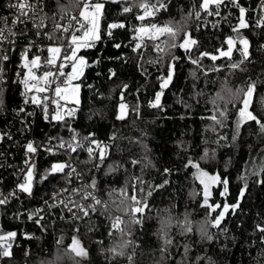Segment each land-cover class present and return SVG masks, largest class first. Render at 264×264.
Segmentation results:
<instances>
[{
    "label": "trees",
    "instance_id": "obj_1",
    "mask_svg": "<svg viewBox=\"0 0 264 264\" xmlns=\"http://www.w3.org/2000/svg\"><path fill=\"white\" fill-rule=\"evenodd\" d=\"M259 2L262 0H239L240 5L246 8ZM3 3L4 0H0V11ZM75 4L76 0H44V13L48 17L55 16L58 22L78 9ZM193 5L198 11L200 0H167V10H161L154 18L141 22L136 19L141 14L139 8L133 7L131 12L123 13L124 4L111 3L110 0L105 3L101 39L95 42L94 47L81 49L78 53L86 58L89 66L84 69L83 76L74 81L81 85L80 103L75 105L77 112L67 119V124L80 137L94 134L93 139L111 145L109 155L97 168L98 160L83 163L89 159L83 149L71 154L65 149H58L55 154L41 150L34 161L36 174L32 195L14 187L10 193L15 192L16 195L0 205V232L17 233L12 242V258H4L0 264H179L181 261L184 264H264V243L261 242L264 234L256 229L258 224H264V184L257 182L264 177L249 174L264 157V135L259 134L255 122H249L241 127L236 140L232 139L237 134V109L241 106L233 95L237 89L256 83L257 91L250 110L264 118V104L261 103L264 98V27L250 24L249 28L241 30L240 34L250 42V59L235 70L229 65L240 61L238 51H235L232 60L223 59L214 63L204 57L202 67L193 65L188 54L180 48L172 49L171 55L160 59L154 42L147 39V47L133 51L137 43L133 39L134 29L141 23L163 25L169 22L184 24L186 31L198 41L191 51L193 58L202 52L212 54L219 48H225V39L236 36L232 28L236 26L234 17L237 10L229 12V16L213 24L216 25L214 27L196 19ZM61 6L68 9L67 16L61 11ZM114 22H122L125 27L112 30L109 36L108 25ZM30 33L34 35L32 30ZM167 38L161 37L155 43ZM182 39L183 33L176 42L180 43ZM115 44L121 47L116 48ZM23 52L22 48L6 51L7 79L0 96L6 114L0 115V127L9 130L18 142L46 139L49 144L55 145L58 140L49 142V137L70 140L73 133L62 122H53L45 138L48 126L41 117L31 120L29 128L25 129L13 115L12 111L20 106H34L24 103L25 89L19 82L24 76L21 66ZM39 52L31 50L29 58ZM172 56L178 59L173 61ZM171 62L175 64V75L170 87L164 91L163 108H151L149 102L160 91L159 78L167 76ZM214 66H219L221 70H210ZM64 71L70 72L71 67H66ZM112 72L116 75L112 76ZM125 84L128 88L124 91L122 102L129 105V114L125 120H118L119 94ZM213 100L220 109L227 107L223 127L207 119L213 114ZM230 100L235 107L233 103H228ZM135 106L139 107V115L132 111ZM113 135L114 140L110 139ZM221 136L227 139L222 140ZM205 151L208 152L207 158H204ZM21 156L20 147L10 141L9 136L1 140L0 190L13 186ZM134 159L140 163L133 166L131 161ZM190 159L210 175L219 174L229 181V191L225 196L220 195L222 185L213 186L209 202L219 203L221 208L211 213V217L209 209L201 206L202 185L195 178L196 169L186 167ZM64 161L76 166L88 184L93 179L97 181L96 196L108 204L107 210L97 205L96 212L90 211L87 217L76 212L81 218L73 219L72 212L56 203L54 194L65 188L74 189L79 182L75 173L70 183L63 174L43 179L53 163ZM114 164L119 167L109 172V167ZM165 169L170 171L165 172ZM243 175H247L248 186L240 199L239 193L245 184L240 179ZM133 177H140L144 183L133 180ZM133 184L138 198L146 196L148 190H152L153 194L148 197L149 209L145 211L143 223L133 226L132 243L124 246V242L129 241L127 235L112 230L111 222L115 216H121L126 221L129 219L118 210L125 206L120 203L122 196L119 190L127 188L132 194ZM162 184L163 187H157ZM238 200L239 208L226 214L220 228L207 226L213 239L201 240L199 229L203 222L214 219L225 203L236 204ZM87 202L94 204L91 199ZM37 209L42 211L29 219V215ZM39 217L43 219L37 223ZM186 220L191 223L192 231L182 235ZM77 228L79 231H76ZM162 229L172 238V245L164 244ZM109 231H112L111 236ZM73 236L88 250L87 258L76 257L68 251ZM185 245L190 247L186 261ZM165 247L167 250L162 252ZM112 248H117L123 255H114L109 251ZM129 256L132 257L131 262ZM200 257L203 259L198 260Z\"/></svg>",
    "mask_w": 264,
    "mask_h": 264
},
{
    "label": "snow or ice",
    "instance_id": "obj_2",
    "mask_svg": "<svg viewBox=\"0 0 264 264\" xmlns=\"http://www.w3.org/2000/svg\"><path fill=\"white\" fill-rule=\"evenodd\" d=\"M109 2V0H76L75 7L79 8V15H71L68 20L67 25H62L60 23H54L53 32L45 33L49 40H58L59 38L56 36L57 32L61 33H69L71 32L70 37H68V43L65 46L63 41L60 40L59 44H54L47 48L48 56L44 59V65L50 66L51 68H55L56 71L47 70L44 71L42 75L37 74V71L42 64L41 56L37 55L33 58H29V52L34 44V42H30L29 46L24 50L21 54L22 60V68L26 70L23 78L19 80V82L24 86L25 96L24 103H32L37 106H42V111L44 114V119L48 122H62L66 127H69V130L73 133L71 139L65 141L62 137H49V142L53 139H57L58 143L52 145L51 147L45 148V151H48L52 154H55V150L65 149L69 154L78 153V150L83 149L87 152L89 159L87 161H83V163H89L94 160H98L99 163L96 165L99 168L103 162L107 159L109 155V149L111 145L105 144L102 141L93 139L94 134H89L86 137H80L79 133H77L74 129H72L67 124V119L71 118L77 112V108L75 106L68 107V105H79L80 103V89L81 85L78 83H74V81L79 80L83 74L84 69L89 66L85 57L78 55L81 49L92 48L95 46V42L101 39V20L104 16L105 3ZM111 3H122L125 6L122 8L123 13H129L132 11L133 7H137L140 9L141 14L136 16V19L143 22L146 18L155 17L161 10H167V0H139L137 3L136 0H110ZM230 3L234 7L239 9V17L238 24L232 28V31L236 33V36H229L226 38L224 43L227 45V48H219L217 49L216 54H211L208 52H202L199 56L193 58L191 56V51L193 46L198 44V41L192 37L191 33L186 31V26L184 24H172L171 22L165 23L163 25H158L156 23L151 24H143L134 29L135 35L133 39L137 41L133 51H137L143 47H147L145 43V39L151 40L154 42L153 46L156 50L158 57L160 59L163 58L164 55H171V50L175 48H180L188 54V58L190 59L193 65L197 67H202L201 60L204 57L210 58L213 62L217 61L220 58H227L228 60H232L233 52L238 51L240 53L241 59L239 62H233L229 65L233 70L240 68V66L246 61L250 59V42L249 40L241 35L242 29H247L250 27V22L246 18L247 9L242 7L239 3V0H201L199 5V9L203 12L207 13L208 16H220V8L221 6H227ZM9 8L15 9L16 14L15 17L11 20V25L15 26L17 24H27L29 21L33 23V26L37 29L36 35L40 36L41 31L44 27H46L45 20L52 19L55 21V16L48 17L46 13H44V0H10L8 5ZM261 12H264V0L260 5ZM61 11L67 16L68 9L61 6ZM191 15V14H190ZM195 16L197 20L201 17V11H195ZM4 21V26L0 27V42H3L8 39L5 35L7 31L8 36H16V35H24L25 33L21 31L20 33H16L12 30V27L8 26V18H2ZM75 22V23H73ZM214 27L216 25H213ZM125 27V24L122 22H114L108 25V35H112V30L122 29ZM256 27H264V15H262L256 21ZM79 33V35H77ZM181 33H183V39L180 43L176 41L179 39ZM168 37L163 40L161 43H155V41L160 40L161 37ZM11 42V41H10ZM237 44L240 45L237 48ZM116 48H120V44L114 45ZM0 59L8 60L7 55H3ZM178 57L172 56V60H177ZM150 63H155L158 61H149ZM71 67L70 72H65L64 69L66 67ZM212 71H220L219 66H214ZM2 69H0V82L2 81ZM207 74V71H205ZM19 76V73L17 74ZM112 76H115L116 73L112 72ZM175 75V64L170 63L167 76L160 77V91H158L154 99L149 102V107L151 108H159L162 109V97L164 96V90L168 88V86L172 83L173 77ZM193 75H195L193 73ZM64 79L61 81L60 78ZM52 85H55L53 88ZM128 85L123 86V90L121 91V100H124V91L127 90ZM51 91L53 93L52 97L48 95L41 96V93H48ZM231 91V90H229ZM257 91V85L255 82L248 83L246 87H241L236 90L233 94L236 100H239L240 107L237 109V120H236V135L233 136V141L236 140L239 135V131L241 127L249 122H255L258 127V132L261 135H264V118L257 116L254 111L250 110L253 104V98ZM34 92L35 94L31 97H28V93ZM219 96V93L217 94ZM242 96V99H241ZM223 99V97H221ZM63 102V103H61ZM214 109L213 114L207 119L211 120L215 125H219L221 127L225 126L224 121L227 119V107L224 109H220L218 105H216L215 100L212 101ZM228 103H233V101H228ZM261 103L264 104V98L261 99ZM50 106H54L53 110L50 112ZM235 107V104L233 103ZM21 112L24 109H20ZM132 111L136 112L139 115V107L135 106L132 108ZM129 114V105L127 103H121L119 105V112L117 115L118 120H125ZM215 131V128L212 129ZM110 139H115V135ZM220 139H227V137L221 136ZM87 144V147H85ZM43 147V146H40ZM38 151V147L34 145L33 142H29L26 145V153L29 154L25 160L26 171L23 177V182L18 184V190L20 192L26 193L29 196L32 195V188L36 174V164L33 160V157ZM208 157V152L205 151L204 158ZM131 163L133 166L140 163L138 160H132ZM187 166H191L196 169L195 178L202 185V196L203 202L202 207H206L209 209V217H211V213L216 212L217 209L221 208L219 203L213 204L210 203V199L212 197V188L213 186H221L223 187V191L220 193L221 196H225L228 191L229 181L227 178H222L219 174L210 175L208 172L201 169L198 163L193 162L191 159L188 161ZM119 167L118 164H114L109 167L108 171H115ZM68 169V171H65ZM169 169H165V172H169ZM247 172V170H246ZM75 173L77 176L81 175L77 171V168L74 167L70 161L64 162H56L53 163L46 171L43 176V179H47L49 175L55 174H63L68 182H71L72 174ZM250 175L257 177H264V157L261 159V163L257 168H254L253 171L249 173ZM241 180L245 181L244 187L240 190L239 197L242 199L245 195V190L247 189V175H243L240 177ZM133 180L139 181L143 184V180L140 177H133ZM260 184H264V178H261L257 181ZM167 183V181H165ZM164 185H158L157 187H163ZM133 192L129 194L127 188H122L119 190V194L122 196L120 201L121 205H125L123 208L118 209L119 211H123L125 216H128L129 219L126 221L121 216H115L112 218L111 229L115 231H119L123 235H131L132 229L134 225H139L143 223V217L145 211L149 209L148 197H151L153 192L152 190H148L146 196L138 198L136 194L135 184H133ZM88 189H92L89 191ZM97 189V181L93 179L90 184H84L79 189H73L77 195H80L81 200L91 199L94 201V204L85 205L83 203L72 200L70 197L67 202L65 200H60L59 203L63 204L64 207L68 208L69 212H72V208H69L68 205L72 204L73 207L78 209L79 212L83 213V216L87 217L89 212H96L97 205L101 206L104 210H107L108 204L95 195V190ZM68 189H62L61 192H67ZM116 191V190H113ZM141 192L144 191L143 188L140 189ZM16 193H10L9 196H4L3 193H0V205H4L7 203L10 196H15ZM56 195H59L57 193ZM111 195V193L109 194ZM55 198V196H54ZM125 202H127L125 204ZM57 205H50V207H56ZM239 200L236 204H228L225 203L222 207V210L216 215L214 219H206L202 226L199 229L201 240L211 241L213 236L208 232L207 226L210 225L212 228H220L221 223L225 220L226 214L232 210L233 213L237 208H239ZM42 211L41 209H37L34 213L29 215V219H32L33 216L39 214ZM81 217L77 216L73 213V219H80ZM43 219V217H39L37 219V223ZM63 219V217H62ZM123 225V227H121ZM258 232L264 234V224H258L256 226ZM76 231H79L77 228ZM192 231L191 223L186 220L184 231L181 233L186 234ZM226 231V229L224 230ZM109 236L112 235V231H109ZM162 235L164 238V244L166 246L172 245V238L168 237L166 231L162 229ZM16 232H8L3 233L0 232V260L4 258H12L13 256V241L16 238ZM261 242L264 243V236L261 237ZM102 243V242H101ZM132 243L131 241H125L124 246ZM167 248H162L161 251H166ZM68 251L74 253L76 257L87 258L89 253L88 250L81 244V241L73 236L72 243L69 246ZM111 251L114 255H123L122 252L118 251L117 248H112ZM190 251V247L188 245L184 246V260H187V254ZM27 255V253H26ZM131 262L132 257H128ZM203 259L202 257L198 258ZM179 264H184V261L179 262Z\"/></svg>",
    "mask_w": 264,
    "mask_h": 264
},
{
    "label": "built area",
    "instance_id": "obj_3",
    "mask_svg": "<svg viewBox=\"0 0 264 264\" xmlns=\"http://www.w3.org/2000/svg\"><path fill=\"white\" fill-rule=\"evenodd\" d=\"M201 2V0H200ZM10 3V0H4L3 3V8L0 11V27L4 26V21L2 18L7 17L8 18V26L12 27V30L16 33H20L21 31H23L25 34L24 35H16V36H8L7 31L5 32V35L8 37L7 40L0 42V57H2L3 55H6V51L9 49H15V48H22V49H26L30 42H34L31 50H37L40 51L39 54H36L34 56H42V61L41 64L42 66L36 70L37 74L42 75L44 71L47 70H51V71H56L55 68H51L50 66H45L44 65V59L48 56V52H47V48L49 46H52L54 44H59L60 40L63 41L64 45L66 46L68 43V37H70L71 32L65 34V33H61V32H57L56 36L59 38L58 40H49L47 38V36L45 35V33H51L53 32V28H54V23H60L62 25H67L68 20L70 19L71 15L65 17V19H62L60 21H53L50 19H46L45 20V24L46 27H44L41 31V35L37 36L36 32L37 29L33 26V23L31 21H29L27 24H17L15 26L11 25V20L15 17L16 14V10L9 8L8 5ZM262 2H259L256 4V6L251 7V8H246L247 9V20L250 22V24L252 25H256V21L257 19H259L262 15L263 12H261V5ZM236 9L237 10V16L234 17V23L238 22V11L239 9L234 7L232 4L228 3L227 6H221L220 8V16H208L207 13L203 12L202 10L198 9V11H201V17L199 19V21H202L203 24H209V25H213L218 23L219 21H224V19H226L229 16V12H231L232 10ZM193 10H194V14L195 11H197V9L195 8V6L193 5ZM72 15H79V8L77 10H75V12ZM196 17V16H195ZM197 19V18H196ZM75 23V22H73ZM30 30H32L34 32V35H32L30 33ZM77 35H79V33H77ZM11 41V42H10ZM33 58V57H32ZM0 69H2V81L0 82V96H1V92H2V87L6 82L7 79V67H6V61L3 59H0ZM63 77H61L60 79H62ZM24 87V86H23ZM52 87L54 88L55 85H52ZM34 92H30L28 93V97H31L32 95H34ZM41 96L43 95H48L49 97L53 96V93L51 91H49L48 93H41ZM63 103V102H61ZM34 105V104H33ZM73 105H68V107H72ZM24 109L23 112L20 111V109ZM54 106H50V112L53 110ZM13 115L15 116V118H17L18 123L21 124V126L25 129L29 128V124H31V120H34V118H38L41 117L44 121H46L44 119V114L42 111V106H20L19 109H15L12 111ZM6 111L3 108V106L0 103V115H5ZM47 122V126H48V130L47 133L45 135V138L48 136L51 124L53 122ZM9 136V140L13 141V143L17 144V147H20L21 149V158H20V165L17 166L15 173H14V182H13V186H10L8 188H6L4 191L0 190V193L8 194L12 191V189L18 188V184L23 182V177L26 171V165H25V160L28 157L29 154L26 153V145L29 142H33L35 146L38 147V151L35 154V156L33 157V160L35 161V159L37 158L39 152L41 150H44L45 148L51 147L52 145L49 144L46 139H44L43 141H39V142H35L33 141V139H25V141L22 142H18L16 140V138L11 136V132L9 130H5L4 128L0 127V142L3 138ZM43 146V147H40ZM59 148H57L55 151H58ZM8 165L10 166L11 164ZM76 167V166H74ZM77 168V167H76ZM80 173V172H79ZM84 184H88L86 182V180L83 178L82 174L79 175V182H78V186L74 189H79L82 187V185ZM89 191H92V189H88ZM57 193H59V195H56ZM56 194H54L55 196V201L57 204L62 205L64 207L63 204H60L59 201L60 200H65L67 202L68 198L70 197L72 200L83 203L85 205H90V203L87 202V200H81L80 195H77L75 192H73V189H69L67 192H61L58 191ZM96 195V193H95ZM69 208H72V213H80L83 214L82 212H79L78 209H76L75 207H73L72 204L68 205ZM68 209V208H67ZM127 239L129 241H132V237L131 235H127Z\"/></svg>",
    "mask_w": 264,
    "mask_h": 264
},
{
    "label": "water",
    "instance_id": "obj_4",
    "mask_svg": "<svg viewBox=\"0 0 264 264\" xmlns=\"http://www.w3.org/2000/svg\"><path fill=\"white\" fill-rule=\"evenodd\" d=\"M201 3V2H200ZM239 11H238V17H239ZM263 15H264V12H263ZM246 16H247V13H246ZM237 24H238V22H237ZM228 38V37H227ZM226 40V39H225ZM227 48V45H226V47L224 48V49H226ZM234 53H235V51L233 52V56H234ZM212 54H216V55H218V53H217V51H216V53H212ZM232 56V57H233ZM205 58H207V59H209L210 61H212L210 58H208V57H205ZM223 59H226V60H228L227 58H220V59H218L217 61H220V60H223ZM217 61H215V62H217ZM213 62V61H212ZM214 62V63H215ZM172 63V62H171ZM171 85V84H170ZM170 85L168 86V88L170 87ZM167 88V89H168ZM167 89H165L164 91H166ZM122 90H123V88H122ZM119 101H121V103H122V100H121V93L119 94ZM118 112H119V107H118ZM118 112H117V115H118ZM117 117V116H116Z\"/></svg>",
    "mask_w": 264,
    "mask_h": 264
},
{
    "label": "rangeland",
    "instance_id": "obj_5",
    "mask_svg": "<svg viewBox=\"0 0 264 264\" xmlns=\"http://www.w3.org/2000/svg\"><path fill=\"white\" fill-rule=\"evenodd\" d=\"M34 57V56H33ZM31 59V58H30ZM21 64H22V60H21ZM36 71V70H35ZM25 72H26V70L24 69V74H25ZM75 83V82H74ZM79 84V83H78ZM73 106H75V105H73Z\"/></svg>",
    "mask_w": 264,
    "mask_h": 264
}]
</instances>
